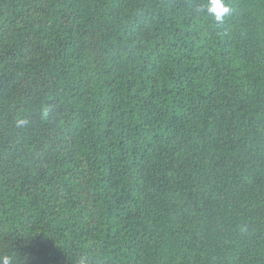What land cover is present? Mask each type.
<instances>
[{"label": "trees", "instance_id": "trees-1", "mask_svg": "<svg viewBox=\"0 0 264 264\" xmlns=\"http://www.w3.org/2000/svg\"><path fill=\"white\" fill-rule=\"evenodd\" d=\"M206 2L0 0V256L264 264V0Z\"/></svg>", "mask_w": 264, "mask_h": 264}, {"label": "clouds", "instance_id": "clouds-1", "mask_svg": "<svg viewBox=\"0 0 264 264\" xmlns=\"http://www.w3.org/2000/svg\"><path fill=\"white\" fill-rule=\"evenodd\" d=\"M204 9L216 22H222L232 11L227 0H207ZM27 123L26 119L20 118L17 121V126H23ZM0 264H13V260L10 256H0Z\"/></svg>", "mask_w": 264, "mask_h": 264}]
</instances>
